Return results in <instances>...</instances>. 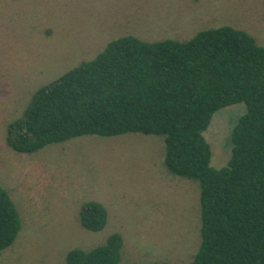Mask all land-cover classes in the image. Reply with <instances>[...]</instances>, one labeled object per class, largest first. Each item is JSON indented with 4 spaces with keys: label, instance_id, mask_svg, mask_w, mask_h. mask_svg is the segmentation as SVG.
Returning a JSON list of instances; mask_svg holds the SVG:
<instances>
[{
    "label": "rangeland",
    "instance_id": "rangeland-1",
    "mask_svg": "<svg viewBox=\"0 0 264 264\" xmlns=\"http://www.w3.org/2000/svg\"><path fill=\"white\" fill-rule=\"evenodd\" d=\"M230 25L264 45V0H0V184L21 225L0 264H66L73 247L90 248L111 232L122 236L119 264H189L200 242L199 184L169 172L160 135H82L31 153L5 142L34 90L106 43L130 34L143 40H186ZM244 111H215L204 136L210 164L230 155V129ZM107 211L99 231L83 228L81 202Z\"/></svg>",
    "mask_w": 264,
    "mask_h": 264
},
{
    "label": "trees",
    "instance_id": "trees-1",
    "mask_svg": "<svg viewBox=\"0 0 264 264\" xmlns=\"http://www.w3.org/2000/svg\"><path fill=\"white\" fill-rule=\"evenodd\" d=\"M243 103L229 133L230 155L215 167L204 136L218 109ZM160 135L163 163L199 184L200 242L189 264H264V45L230 25L186 40L126 34L37 87L5 142L31 153L82 135ZM80 225L101 230L104 205L80 203ZM19 212L0 184V254L20 229ZM122 236L73 247L66 264H119ZM152 264H163L154 262Z\"/></svg>",
    "mask_w": 264,
    "mask_h": 264
}]
</instances>
